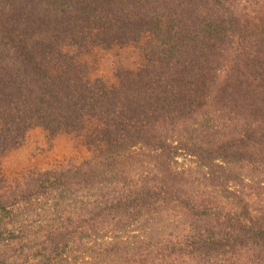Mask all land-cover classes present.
Segmentation results:
<instances>
[{
  "label": "trees",
  "instance_id": "trees-1",
  "mask_svg": "<svg viewBox=\"0 0 264 264\" xmlns=\"http://www.w3.org/2000/svg\"><path fill=\"white\" fill-rule=\"evenodd\" d=\"M36 128L88 157L6 178ZM0 264H264V0H0Z\"/></svg>",
  "mask_w": 264,
  "mask_h": 264
},
{
  "label": "rangeland",
  "instance_id": "rangeland-1",
  "mask_svg": "<svg viewBox=\"0 0 264 264\" xmlns=\"http://www.w3.org/2000/svg\"><path fill=\"white\" fill-rule=\"evenodd\" d=\"M140 52L136 47L104 51L96 49L81 56L91 79H102L114 83L116 69H134L139 63ZM88 154L80 142L71 135L58 134L50 137L40 128L30 130L18 149L10 152L2 162V172L6 178L31 169L45 170L58 163L81 162Z\"/></svg>",
  "mask_w": 264,
  "mask_h": 264
}]
</instances>
